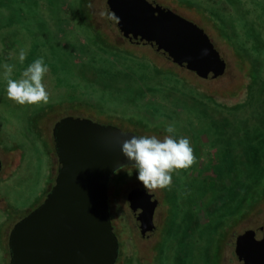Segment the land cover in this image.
Here are the masks:
<instances>
[{
  "label": "rangeland",
  "instance_id": "rangeland-1",
  "mask_svg": "<svg viewBox=\"0 0 264 264\" xmlns=\"http://www.w3.org/2000/svg\"><path fill=\"white\" fill-rule=\"evenodd\" d=\"M154 1L203 30L222 59L219 74L201 77L121 37L105 0H0V264L10 226L52 184L51 127L66 114L161 139L174 125L197 158L151 193L146 235L125 203L128 190L144 188L137 170L110 174L113 264H237L234 236L264 228V0ZM40 57L48 103L9 99L4 65L19 79Z\"/></svg>",
  "mask_w": 264,
  "mask_h": 264
},
{
  "label": "water",
  "instance_id": "water-1",
  "mask_svg": "<svg viewBox=\"0 0 264 264\" xmlns=\"http://www.w3.org/2000/svg\"><path fill=\"white\" fill-rule=\"evenodd\" d=\"M104 7L109 23L129 41L153 45L173 63L201 77L222 71V59L203 30L154 0H105ZM113 12L119 23L109 19ZM132 135L137 134L78 115L53 122V181L41 201L10 226L7 264L114 263L118 244L106 188L119 165L134 163L121 151L122 141ZM125 203L139 233L150 231L152 194L133 187ZM233 253L237 264H264L263 226L237 233Z\"/></svg>",
  "mask_w": 264,
  "mask_h": 264
},
{
  "label": "clouds",
  "instance_id": "clouds-1",
  "mask_svg": "<svg viewBox=\"0 0 264 264\" xmlns=\"http://www.w3.org/2000/svg\"><path fill=\"white\" fill-rule=\"evenodd\" d=\"M109 19L119 23V17L114 12L109 15ZM25 59L26 52L22 49L19 60L23 63ZM4 69L9 99L21 105L48 103L49 93L42 82L48 68L43 57L37 58L24 69L19 79L11 78L12 65L5 64ZM165 132L168 135L163 139L155 135H132L124 139L121 145L124 156L134 162L131 165L137 170V179L150 194L156 189L169 188L172 184V173L190 168L197 160L190 140L186 137L176 138L174 125H168ZM126 134L121 132V135ZM125 165H119L115 171L124 169Z\"/></svg>",
  "mask_w": 264,
  "mask_h": 264
},
{
  "label": "flooded vegetation",
  "instance_id": "flooded-vegetation-1",
  "mask_svg": "<svg viewBox=\"0 0 264 264\" xmlns=\"http://www.w3.org/2000/svg\"><path fill=\"white\" fill-rule=\"evenodd\" d=\"M122 37V36H121ZM150 48H152V49H154L155 50V48H154V46L153 45H150V44H147ZM214 48V47H213ZM180 66V65H179ZM209 74H210V76H214L213 74H211L210 72H209ZM208 75V74H207ZM206 75V76H207ZM66 115H72V114H66ZM62 116H65V115H62ZM62 116H60V117H62ZM78 116H82V115H78ZM60 117H58V118H60ZM83 117H85V116H83ZM57 118V119H58ZM88 118V117H87ZM92 120V119H91ZM94 121V120H93ZM96 122H99V121H96ZM100 123H104V124H106V123H108V124H112V123H109V122H100ZM116 126V125H115ZM121 129V128H120ZM122 130H128V131H130V129H128V128H125V129H122ZM1 168V167H0ZM109 213V212H108ZM25 214V213H24ZM23 214V215H24ZM22 216V215H21ZM20 216V217H21ZM19 217V218H20ZM16 221V220H15ZM112 226V225H111ZM136 226V225H135ZM153 226V225H152ZM137 228V227H136ZM152 229V228H151ZM112 230H113V232H114V234H115V231H114V229H113V226H112ZM138 230V229H137ZM147 232L148 231H144L143 233H144V235H146L147 234ZM138 233H139V231H138ZM143 233L141 234V233H139L140 235H143ZM6 243V242H5ZM118 244V243H117ZM117 251H118V246H117ZM6 253H7V245H6ZM2 254H3V252H2ZM4 256V255H3ZM4 259H5V257H4ZM7 260H8V253H7ZM5 264H7V261L5 262Z\"/></svg>",
  "mask_w": 264,
  "mask_h": 264
},
{
  "label": "trees",
  "instance_id": "trees-1",
  "mask_svg": "<svg viewBox=\"0 0 264 264\" xmlns=\"http://www.w3.org/2000/svg\"><path fill=\"white\" fill-rule=\"evenodd\" d=\"M113 174V173H112Z\"/></svg>",
  "mask_w": 264,
  "mask_h": 264
}]
</instances>
